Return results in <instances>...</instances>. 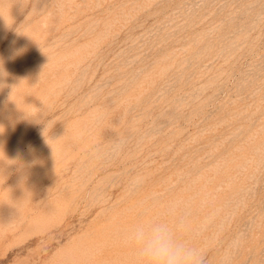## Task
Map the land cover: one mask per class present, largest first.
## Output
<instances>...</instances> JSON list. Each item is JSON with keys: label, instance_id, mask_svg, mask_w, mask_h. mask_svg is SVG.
I'll use <instances>...</instances> for the list:
<instances>
[{"label": "rangeland", "instance_id": "374dc122", "mask_svg": "<svg viewBox=\"0 0 264 264\" xmlns=\"http://www.w3.org/2000/svg\"><path fill=\"white\" fill-rule=\"evenodd\" d=\"M0 80V264H264V0H0Z\"/></svg>", "mask_w": 264, "mask_h": 264}, {"label": "clouds", "instance_id": "9594fccd", "mask_svg": "<svg viewBox=\"0 0 264 264\" xmlns=\"http://www.w3.org/2000/svg\"><path fill=\"white\" fill-rule=\"evenodd\" d=\"M140 183V177L132 181L134 186ZM169 215L147 216L126 229V241L138 264H206V251L188 235L185 219L169 220Z\"/></svg>", "mask_w": 264, "mask_h": 264}, {"label": "bare ground", "instance_id": "6f19581e", "mask_svg": "<svg viewBox=\"0 0 264 264\" xmlns=\"http://www.w3.org/2000/svg\"><path fill=\"white\" fill-rule=\"evenodd\" d=\"M77 51V50H76ZM75 51V52H76ZM41 62V61H40ZM23 71V70H22ZM2 78H3V76H1ZM35 79V78H34ZM0 81H2V80H0ZM5 81V80H4ZM18 85V84H17ZM17 85H16V87H17ZM19 97V96H18ZM21 97V96H20ZM14 98V97H13ZM8 100V99H7ZM22 100V99H21ZM18 101V100H17ZM32 101V100H31ZM39 101V100H38ZM23 101H21V103H22ZM19 103V102H18ZM31 103V102H30ZM38 103V102H37ZM8 104H9V102H8ZM23 104V103H22ZM34 104V103H33ZM31 105V104H30ZM35 105V104H34ZM20 107H21V105H19ZM25 106V105H24ZM6 107H7V105H6ZM11 107V106H10ZM19 107V108H20ZM38 107V106H37ZM19 116V115H18ZM3 124V123H2Z\"/></svg>", "mask_w": 264, "mask_h": 264}]
</instances>
